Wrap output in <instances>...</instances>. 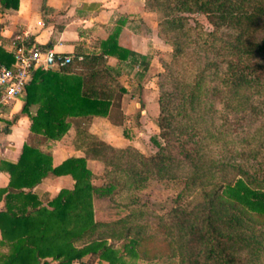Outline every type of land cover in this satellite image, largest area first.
<instances>
[{
    "label": "trees",
    "instance_id": "16d2710c",
    "mask_svg": "<svg viewBox=\"0 0 264 264\" xmlns=\"http://www.w3.org/2000/svg\"><path fill=\"white\" fill-rule=\"evenodd\" d=\"M19 3L0 0V12ZM145 7L157 13L158 34L173 48L160 83V131L151 136L158 148L145 154L89 130L94 116L115 125L126 119L127 89L108 56L135 63L145 58L120 45L121 25L98 42L99 52L75 53L66 64L59 59L64 54H55V66L35 69L25 85L22 111L39 107L19 159L0 162L10 175L0 188V264H135L175 257L179 264H264V0H145ZM195 12L213 28L191 23ZM14 61L0 45V64ZM230 114L254 131L231 136ZM72 125L73 144L84 155L55 165L48 145ZM89 159L103 162V172L95 174ZM67 174L73 188L54 197L34 190L47 177ZM151 181L183 184L164 215L163 235L135 196ZM122 195L129 202L117 200ZM100 199L125 212L97 219Z\"/></svg>",
    "mask_w": 264,
    "mask_h": 264
},
{
    "label": "crops",
    "instance_id": "0c3cea01",
    "mask_svg": "<svg viewBox=\"0 0 264 264\" xmlns=\"http://www.w3.org/2000/svg\"><path fill=\"white\" fill-rule=\"evenodd\" d=\"M117 25L122 26L120 45L145 58L139 57L138 63H135L131 58L124 61L113 55L108 56V63L118 70L119 79L127 89L123 98L126 119L123 125H115L107 117L94 116L89 130L115 146L132 145L141 150L137 141L123 137L124 130L128 123L132 125L135 113L140 109V125H133L131 130H159L154 121L159 114V96L150 95L140 80L137 88L130 92L131 89L123 81L124 68L129 66L145 73L156 60L161 62L162 52L167 49V43L158 34V15L146 9L145 0H20L18 9L0 12V45L14 52L17 44H27L31 38L33 46L42 52L48 50L53 55L99 52L98 42L107 38ZM49 43L47 49L45 46ZM163 57L166 58V55ZM55 64L54 58L51 64L38 66L34 70L48 69ZM25 96L24 92L13 100L0 119V162L17 161L31 133V115L36 113L39 104L33 103L29 111L23 112ZM150 109L155 112V116L152 114L153 118L148 119L146 115ZM119 130L122 131L121 135ZM75 133L76 128L72 125L60 140L49 143L55 165L68 157L84 155V151L73 144ZM88 166L95 174L103 171V162L100 160L89 159ZM9 181L8 171L0 168V188L6 187ZM74 182L69 174L50 176L34 190L41 195L54 197L62 188H73ZM4 206L3 194L0 197V210Z\"/></svg>",
    "mask_w": 264,
    "mask_h": 264
},
{
    "label": "rangeland",
    "instance_id": "374dc122",
    "mask_svg": "<svg viewBox=\"0 0 264 264\" xmlns=\"http://www.w3.org/2000/svg\"><path fill=\"white\" fill-rule=\"evenodd\" d=\"M191 23H194L195 20L200 21L206 29H212L213 25L209 22L207 16L201 12H195L189 14ZM167 49L164 50L162 53L163 56L166 55V58L163 56L160 60H156V63L150 67V70L146 71L145 73L138 70L132 69L129 66L125 69V75L123 81L125 84L129 86L131 89L130 92H133L135 88H137V84L140 80L144 82L143 88H146L150 95L152 96H159L160 95V83L163 80L162 72L165 71L164 64L169 62L172 57L173 48L170 44L167 43ZM137 68V67H136ZM144 73V74H143ZM141 74H143L141 76ZM120 83L122 84L121 80L119 79ZM147 86V87H145ZM143 92V90L141 91ZM140 92V93H141ZM157 94V95H156ZM141 95V94H140ZM155 99V98H154ZM123 105V104H122ZM216 108L218 109L217 115H221L223 112V107L221 104H217ZM152 112V113H151ZM155 116V112L152 109L147 110L146 118H153ZM231 125L229 127V131L231 136H235L234 138L238 139L240 136L245 135L247 132H253L252 130L255 126H250L251 130H247L246 122L242 125H238L237 118L233 117L232 114L228 117ZM261 120L264 119V115H261ZM221 120V119H220ZM220 120H218L220 122ZM136 119H133L132 125L130 126L129 123L127 124V137L130 139H134L138 142L141 151L145 154H151L154 152L158 147L153 142L151 136L158 135L160 130H131L133 125H136ZM155 123L157 122V118H154ZM260 121H256L255 124H258ZM155 124H152V126ZM159 128V127H158ZM121 130H119V134L121 135ZM217 144H220V140L217 141ZM233 145V142L230 143V146ZM229 146V147H230ZM140 150V149H139ZM104 167V165H103ZM103 172V171H102ZM95 181L100 182V178H96ZM183 184L181 182H173V181H151L147 183L143 188L135 192V196H137L138 203L144 206V209L148 210V215L146 216L147 220L149 221L150 225L153 227V230H158V235H163L165 230V223L166 219L164 215L168 212L175 204V198L178 196L179 192L181 191ZM117 200L121 203L129 202L130 198L127 196H118ZM117 202L111 201L110 199L105 200H96L95 207H96V217L97 219L102 220H111L113 218L118 217L120 214H123L125 210L122 209V206L116 204ZM123 211H122V210ZM122 241H117L116 243L121 244ZM88 256L85 257V259ZM95 262V261H94ZM74 264H81L80 261H75ZM96 264H98V260H96ZM135 264H179L178 258H164L161 260H143L140 259L136 261Z\"/></svg>",
    "mask_w": 264,
    "mask_h": 264
},
{
    "label": "built area",
    "instance_id": "2783aa9c",
    "mask_svg": "<svg viewBox=\"0 0 264 264\" xmlns=\"http://www.w3.org/2000/svg\"><path fill=\"white\" fill-rule=\"evenodd\" d=\"M13 65L0 64V119L6 107L16 98L22 96L25 85L31 77L34 68L49 63L50 51L42 52L39 48L25 43H19L14 49ZM71 54L61 59L62 64L72 60Z\"/></svg>",
    "mask_w": 264,
    "mask_h": 264
},
{
    "label": "water",
    "instance_id": "95a60500",
    "mask_svg": "<svg viewBox=\"0 0 264 264\" xmlns=\"http://www.w3.org/2000/svg\"><path fill=\"white\" fill-rule=\"evenodd\" d=\"M53 59H54V55L53 54H50V57H49V63L50 64L53 62Z\"/></svg>",
    "mask_w": 264,
    "mask_h": 264
}]
</instances>
